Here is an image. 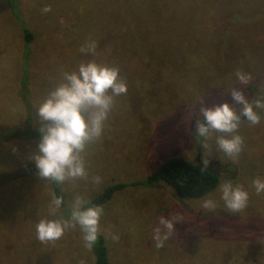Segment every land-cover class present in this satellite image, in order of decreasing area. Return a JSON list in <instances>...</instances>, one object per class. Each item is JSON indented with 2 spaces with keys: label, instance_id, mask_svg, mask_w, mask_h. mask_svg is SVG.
<instances>
[{
  "label": "rangeland",
  "instance_id": "obj_1",
  "mask_svg": "<svg viewBox=\"0 0 264 264\" xmlns=\"http://www.w3.org/2000/svg\"><path fill=\"white\" fill-rule=\"evenodd\" d=\"M46 5L51 11L43 13ZM262 18L264 0H0V130L18 129L8 140L0 135V264H95L78 225L57 241L37 239L41 219L67 216L61 208L50 214L54 182L38 176L31 156L41 136H30L25 125L38 130L36 111L47 93L64 72L92 59L119 66L127 93L87 149L89 176L102 183L61 184L68 212L75 195L89 200L111 183L140 181L171 157L200 166L207 158L220 178L202 199H177L167 186L117 191L101 205V235L120 237L105 239L110 264H264V193L252 187L264 179V110H257L258 125L241 118L244 146L235 161L218 150L221 133L207 141L209 151L195 131L201 100L231 102L233 88H244L250 100L264 96ZM22 26L33 33L29 55ZM90 39L95 57L80 51ZM237 69L251 74L249 85L240 84ZM225 180L249 192L242 211L230 212L220 199ZM208 198L215 209L202 207ZM161 217L175 218L176 231L157 248Z\"/></svg>",
  "mask_w": 264,
  "mask_h": 264
},
{
  "label": "clouds",
  "instance_id": "obj_2",
  "mask_svg": "<svg viewBox=\"0 0 264 264\" xmlns=\"http://www.w3.org/2000/svg\"><path fill=\"white\" fill-rule=\"evenodd\" d=\"M50 11L51 6L48 5L42 9L43 13ZM96 49L97 42L90 39L81 46L80 51L95 57ZM235 75L241 85L247 86L252 82L251 74L240 69L236 70ZM126 93L127 82L121 77L119 66L92 59L80 63L71 72H64L61 82L47 93L36 111L41 138L38 150L32 154L31 159L38 169V176L58 184L89 179L94 184L102 183L100 176H89L87 149L100 140L116 98ZM228 94L231 102L225 100L212 105L203 100L199 102L195 131L198 138H203L202 147L209 151L211 145L207 141L213 133H221L216 136L215 144L218 150L235 161L244 146V138L238 134L241 118H245L251 125H258L261 117L257 110H264V96L250 100L244 88H233ZM191 116L189 112L187 118L191 119ZM209 164L210 160L203 158L201 170H208ZM252 187L257 195L264 193V179H253ZM219 192L220 199L230 212L236 213L246 208L249 192L242 185L225 180L220 184ZM62 203L63 197L53 196L49 205L52 216H56ZM216 206L217 202L212 198L202 202L205 209L213 210ZM70 207L68 218L41 219L36 224L37 239L40 242L57 241L66 231L78 225L83 233L85 247L91 249L103 233L100 219L104 208L92 205L80 194L74 196ZM175 231V218L161 217L154 228L156 247H163ZM105 239L119 241L120 237L108 232Z\"/></svg>",
  "mask_w": 264,
  "mask_h": 264
},
{
  "label": "trees",
  "instance_id": "obj_3",
  "mask_svg": "<svg viewBox=\"0 0 264 264\" xmlns=\"http://www.w3.org/2000/svg\"><path fill=\"white\" fill-rule=\"evenodd\" d=\"M233 20L234 17H231ZM264 19V18H262ZM23 32V51L26 55L31 52V44L33 41V33L28 28V26H22ZM21 27V28H22ZM226 31L229 33L232 31V26L227 25ZM214 77L218 76L215 73ZM223 76L228 75V73L222 74ZM213 78V77H212ZM32 122L27 121L26 127L29 128L30 136H40L37 129L30 128ZM1 128L0 135L5 131L7 133L6 139H10L17 135L14 132L17 129L13 128ZM8 129V130H7ZM200 165L191 163L182 157H171L164 160L158 168L148 173L142 180L132 182L130 184L125 182H115L105 186L102 191L89 199L92 205H104L112 196L119 190L128 187L129 185L147 187V188H157L161 186H167L172 188L175 197L180 200H192V199H202L209 194L213 193L218 185L220 178L217 174L210 170L202 171ZM55 196L63 197V203L60 206L61 210L65 211L67 218L70 216L66 208L65 195L62 191L61 184L54 182ZM58 217V216H57ZM64 218V216H63ZM92 258L95 264H110L108 247L106 245L103 235H100L97 243L91 248ZM39 256V255H38ZM37 256V257H38ZM44 264H48L46 258H44Z\"/></svg>",
  "mask_w": 264,
  "mask_h": 264
}]
</instances>
